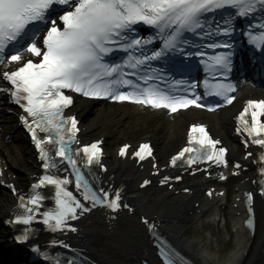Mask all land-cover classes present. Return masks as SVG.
Returning <instances> with one entry per match:
<instances>
[{"label": "snow or ice", "instance_id": "snow-or-ice-1", "mask_svg": "<svg viewBox=\"0 0 264 264\" xmlns=\"http://www.w3.org/2000/svg\"><path fill=\"white\" fill-rule=\"evenodd\" d=\"M57 8L62 14L53 18ZM257 11H264V0H0V66L10 69L0 72V76L11 85V89L0 91H10L14 102L23 109L25 115L20 119L31 133L39 149L42 167L46 170L38 183L32 185L33 193L27 199L23 195L19 197V207L23 211L10 222L24 227L15 239L27 241L34 222L42 223L53 233L65 229L76 231L69 222L78 219V209L81 212L90 210L67 190L71 183L67 177L48 174L56 168L57 162L49 157L46 144L54 146L55 156L72 166L76 188L81 189L83 184L85 201H90L93 207L105 203L113 210L121 207L119 192L115 193L114 199L108 200L109 193L101 189V196L83 181L71 148L79 131L78 121L75 117L64 116V109L73 102L64 90L85 97L131 101L169 109L173 113L193 105L203 107L198 103L201 97L194 92V82L179 79L174 81L172 89L159 87L160 82L170 77L166 78L165 70L153 64H168L176 53H180L185 59L207 57L199 63L205 66V71L220 73L221 78L215 83L204 80L206 94L221 97L227 104H232L236 99L232 95L236 86L224 81L232 71L236 50L232 41L236 31L234 21L253 16ZM217 13L226 15L218 21ZM142 27L151 29V33L141 35ZM243 34L248 44L264 54V23L250 26ZM190 37L204 43H193ZM189 48L194 50L187 51ZM206 49L226 51L207 56ZM117 52L125 55L119 61H113L112 57ZM188 67L172 64L170 70L183 75ZM189 89H193L191 95L194 98H190ZM250 109L251 123L245 119ZM209 110L214 111L215 108ZM262 116L264 100H249L240 114L242 128H237V132L247 133L253 138V144L264 147ZM38 132L45 135L40 137ZM191 140L200 147L184 148L173 157V165L185 153H196L201 160L227 164V149L217 148L220 141L212 140L204 126H192ZM125 149L121 150V155ZM145 150L151 155L148 144L141 145L135 155L143 160ZM82 151L88 165L99 163L97 143L85 146ZM196 162L197 159L192 157L187 161L189 165ZM167 179L165 177L161 183ZM44 186L54 188L55 207L41 212L47 197L39 190ZM38 216L41 219L37 220ZM248 223L251 226L252 221ZM53 243L54 246L69 247L63 241ZM33 251L39 252L40 249L37 247ZM162 255L167 257V253L162 252ZM166 264H172V261L166 260Z\"/></svg>", "mask_w": 264, "mask_h": 264}, {"label": "bare ground", "instance_id": "bare-ground-1", "mask_svg": "<svg viewBox=\"0 0 264 264\" xmlns=\"http://www.w3.org/2000/svg\"><path fill=\"white\" fill-rule=\"evenodd\" d=\"M240 104V102H238ZM237 104V105H238ZM237 105L233 106L231 109L226 110L224 113L226 115H231L235 113L238 109ZM95 108V107H94ZM93 107L87 105L84 109H80L81 113L84 114L88 111L97 112L99 115H103L104 119H108L113 121L115 118L112 113L113 111H96ZM123 115L121 119H117L119 122L122 119H130L134 123H139L140 119L152 120V117L142 118L139 107H132L131 110L123 108ZM197 114L192 113L191 117L196 116ZM184 117L188 116H178L175 120L179 122ZM210 119L208 118V121ZM227 119L224 117L220 119V122H224ZM121 123V122H120ZM182 121L179 123H166L165 120H161L158 122L157 126L154 128L153 134L156 136V132L158 133L159 129L165 128L166 135L164 137H157L155 138L153 135L152 137L156 140L159 149L165 148L170 144L171 141L174 140V136L176 133L177 126L180 125V132L179 137L182 135ZM111 125V124H110ZM94 126L98 127L96 131H99L101 134H107L108 136L114 135L118 138L117 135V128H113L112 133H108L107 128L104 127L103 129H99V123L93 122L90 125H87L86 128L90 129ZM112 126V125H111ZM172 128V129H171ZM228 129H216V132L222 136H226ZM156 131V132H155ZM185 134V132H184ZM23 147V152L26 154L30 153L29 148L24 145L23 143L20 144ZM163 154H160L163 157ZM148 165V164H147ZM14 167H19V162H13ZM113 173L115 174V178L118 182L124 180L127 182V188L131 192L134 201L137 203L139 208L142 212L149 213L152 217L157 216V220L163 222L165 229L169 232V234L182 245V247L187 251H192V254H197V258L200 259L202 263L205 264H264L261 261L259 256V248L262 242L263 233L260 231L254 241L245 233V231L241 230V220H242V212L240 213L239 217H234L235 224L241 230L239 231L238 238L236 239L238 248L233 253L232 258H230L227 262L224 263H216V261L212 260L208 255L203 254L198 245L193 241H188L185 238V226L181 224V221L187 219V216H184V211L186 207L183 206L181 202L176 204L177 199H174L172 195L168 192L155 191L154 193H146L143 191H139L136 189L137 180L136 177L143 175L146 171H141L140 169L132 168L128 166L125 162H117L113 165ZM248 183H245L241 186V188H245ZM222 199L218 200V205ZM188 205V203H187ZM2 206L0 205V214L2 213ZM170 209L172 212L170 213ZM241 210V208L232 209V212ZM204 211V209H202ZM178 219V220H177ZM90 234L87 236L88 239V247L95 251L102 259H109L111 264H132L135 260L142 256L141 251L139 250V243H137L138 238L136 237L137 231H141V227L137 225V221L131 220V225L128 228L124 224L116 223L109 228L108 225L102 226L98 222H94L89 226ZM253 245V246H252Z\"/></svg>", "mask_w": 264, "mask_h": 264}, {"label": "rangeland", "instance_id": "rangeland-1", "mask_svg": "<svg viewBox=\"0 0 264 264\" xmlns=\"http://www.w3.org/2000/svg\"><path fill=\"white\" fill-rule=\"evenodd\" d=\"M199 238H204V236L203 235H198L197 236V238H195V239H193V240H200ZM213 253H212V255H210L212 258L216 255V254H219V255H221L224 259L225 258H227V257H229V254L231 253H222V252H217V251H212Z\"/></svg>", "mask_w": 264, "mask_h": 264}]
</instances>
